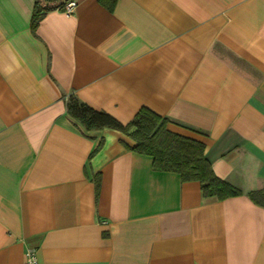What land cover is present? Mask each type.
<instances>
[{"label":"crops","instance_id":"obj_1","mask_svg":"<svg viewBox=\"0 0 264 264\" xmlns=\"http://www.w3.org/2000/svg\"><path fill=\"white\" fill-rule=\"evenodd\" d=\"M74 1L33 30L34 0H0V264H264V0ZM69 97L166 118L240 195L84 133Z\"/></svg>","mask_w":264,"mask_h":264},{"label":"trees","instance_id":"obj_2","mask_svg":"<svg viewBox=\"0 0 264 264\" xmlns=\"http://www.w3.org/2000/svg\"><path fill=\"white\" fill-rule=\"evenodd\" d=\"M70 1L74 0H34L33 30L46 12L60 10L63 4ZM66 115L81 126L84 133L112 129L130 137L135 146L128 148L129 150L151 157L155 171L177 174L182 182H198L204 199L223 200L240 195L237 188L213 173L209 161L204 156V144L201 141L171 132L167 128L168 120L148 108L140 109L129 123L122 124L75 97H69L66 101ZM101 145L102 140L93 153ZM249 197L260 203L259 201L264 199V193L251 192Z\"/></svg>","mask_w":264,"mask_h":264},{"label":"built area","instance_id":"obj_3","mask_svg":"<svg viewBox=\"0 0 264 264\" xmlns=\"http://www.w3.org/2000/svg\"><path fill=\"white\" fill-rule=\"evenodd\" d=\"M75 5V1H70L63 4V7L60 9V11L64 12L67 15H70L74 12ZM22 264H38L36 250L28 249L25 253L24 262Z\"/></svg>","mask_w":264,"mask_h":264}]
</instances>
